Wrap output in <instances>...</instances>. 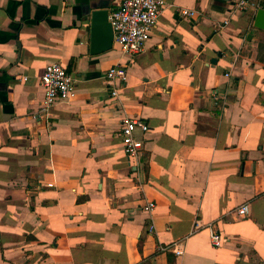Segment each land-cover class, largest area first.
<instances>
[{
  "label": "crops",
  "instance_id": "crops-1",
  "mask_svg": "<svg viewBox=\"0 0 264 264\" xmlns=\"http://www.w3.org/2000/svg\"><path fill=\"white\" fill-rule=\"evenodd\" d=\"M235 1L165 0L129 57L114 42L90 53L91 13L121 0H0V264H264V30ZM53 62L75 96L41 114ZM114 64L127 76L113 97ZM124 118L148 126L139 159ZM175 241L182 255L156 251Z\"/></svg>",
  "mask_w": 264,
  "mask_h": 264
},
{
  "label": "built area",
  "instance_id": "built-area-1",
  "mask_svg": "<svg viewBox=\"0 0 264 264\" xmlns=\"http://www.w3.org/2000/svg\"><path fill=\"white\" fill-rule=\"evenodd\" d=\"M165 0H121L119 6L108 14V21L113 31V42L118 45L121 52L129 57L140 54L144 45L150 37L153 28L165 6ZM235 11L244 13L249 8L259 10L260 3H253L250 0H236L233 3ZM178 13L182 17L195 18L197 12L180 8ZM236 59V56H235ZM127 69L125 65L114 64L108 68L105 75L106 88L111 96H116L118 89L125 83ZM44 89V96L39 106L41 114H47L57 101L70 100L75 96V80L57 62L49 63L45 66L40 78ZM215 101L225 99V96L218 94ZM147 124L138 118H124L121 122L119 135L123 145V151L128 158L139 159L143 151V140L137 133H146ZM153 202H147L143 209L147 214H151L154 209ZM237 218H246L248 215L247 204L238 206L235 210ZM207 229L210 243L213 247H219L222 243L220 234L213 223L206 225L200 220L193 223L192 232L200 229ZM148 232H154V225L148 226ZM157 252H171L174 256L184 253L183 242L175 241L170 244H158Z\"/></svg>",
  "mask_w": 264,
  "mask_h": 264
},
{
  "label": "water",
  "instance_id": "water-1",
  "mask_svg": "<svg viewBox=\"0 0 264 264\" xmlns=\"http://www.w3.org/2000/svg\"><path fill=\"white\" fill-rule=\"evenodd\" d=\"M90 53L97 54L110 50L113 45V31L108 21L106 10H96L91 13ZM253 25L264 30V9H259L254 14Z\"/></svg>",
  "mask_w": 264,
  "mask_h": 264
}]
</instances>
